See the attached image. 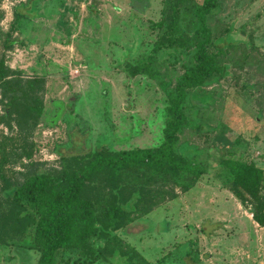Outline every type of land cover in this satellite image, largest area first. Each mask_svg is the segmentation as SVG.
I'll list each match as a JSON object with an SVG mask.
<instances>
[{"label": "rangeland", "instance_id": "374dc122", "mask_svg": "<svg viewBox=\"0 0 264 264\" xmlns=\"http://www.w3.org/2000/svg\"><path fill=\"white\" fill-rule=\"evenodd\" d=\"M176 1L0 0V58L25 76L47 78L44 118L34 130L0 121V195L58 168V154L160 145L168 102L195 65L194 11L203 0L181 3L179 44L155 55L151 75L129 80L120 67L156 48L165 31L157 23ZM219 2L207 25L214 40L232 38L218 45L230 44L219 59L227 76L208 83L194 104L189 92L178 145L206 173L190 192L177 186L174 200L119 233L150 264H264V228L219 179L225 160L264 171V0ZM8 38L14 49L4 48ZM56 102L71 105L60 111ZM51 115L63 118L49 125ZM68 254L59 255L60 264ZM0 264H19L12 248L0 246Z\"/></svg>", "mask_w": 264, "mask_h": 264}, {"label": "trees", "instance_id": "16d2710c", "mask_svg": "<svg viewBox=\"0 0 264 264\" xmlns=\"http://www.w3.org/2000/svg\"><path fill=\"white\" fill-rule=\"evenodd\" d=\"M183 1L172 5L167 21L157 23L165 31L156 48L141 60L122 63L120 69L129 80L151 75L155 55L178 46L175 33ZM219 3L203 0L194 11L198 22L194 33L195 65L175 86V94L166 107L160 145L58 154V168L26 176L7 197L0 195V246L12 248L19 264H60L58 257L63 252L70 255L64 264H98L113 258L118 264H150L119 233L131 230L142 217L174 200L177 186L184 194L206 173L193 158L181 153L178 145L188 121L184 106L189 92H193L192 103L203 100L206 85L227 76L219 59L230 44L224 48L218 45L231 42L232 38L214 40L207 25V17L219 8ZM15 45L8 38L4 48L11 50ZM46 91V76H25L6 66L4 57L0 58V104L4 110L0 121L9 127L16 124L21 129L34 130L44 118ZM56 105L64 111L71 104ZM53 116L46 120L47 124L56 125L63 118ZM222 165V173L216 177L225 180L226 188L244 206L253 209L254 222L264 228L263 169L240 160H225ZM72 253L76 258L71 259Z\"/></svg>", "mask_w": 264, "mask_h": 264}, {"label": "built area", "instance_id": "2783aa9c", "mask_svg": "<svg viewBox=\"0 0 264 264\" xmlns=\"http://www.w3.org/2000/svg\"><path fill=\"white\" fill-rule=\"evenodd\" d=\"M74 73H75L76 75H79V70H75Z\"/></svg>", "mask_w": 264, "mask_h": 264}, {"label": "crops", "instance_id": "0c3cea01", "mask_svg": "<svg viewBox=\"0 0 264 264\" xmlns=\"http://www.w3.org/2000/svg\"><path fill=\"white\" fill-rule=\"evenodd\" d=\"M197 184H198V183H197ZM197 184H196V185H197ZM193 188H194V187H193ZM193 188H192V189H193ZM192 189H191V190H192ZM191 190H190V191H191ZM190 191H188V192H190ZM188 192H186V194H187Z\"/></svg>", "mask_w": 264, "mask_h": 264}]
</instances>
